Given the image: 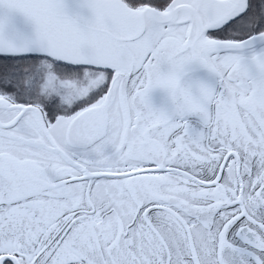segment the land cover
<instances>
[{
  "label": "snow or ice",
  "instance_id": "snow-or-ice-1",
  "mask_svg": "<svg viewBox=\"0 0 264 264\" xmlns=\"http://www.w3.org/2000/svg\"><path fill=\"white\" fill-rule=\"evenodd\" d=\"M0 264H264V0H0Z\"/></svg>",
  "mask_w": 264,
  "mask_h": 264
}]
</instances>
